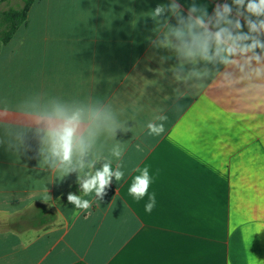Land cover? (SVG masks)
Masks as SVG:
<instances>
[{
	"label": "crops",
	"instance_id": "1",
	"mask_svg": "<svg viewBox=\"0 0 264 264\" xmlns=\"http://www.w3.org/2000/svg\"><path fill=\"white\" fill-rule=\"evenodd\" d=\"M169 2L31 6L6 45L22 63L8 65L1 97L17 106H0L8 114L0 119V264H264V229L254 233L264 228V93L218 79L175 81V55L153 47L149 16ZM178 2L185 13L195 2L211 14L224 0ZM53 99L111 105L129 129L118 131L124 152L112 158L124 178H113L103 201L76 193L92 201L87 211L67 201L76 173L61 180L39 166L33 121ZM161 110L165 131L149 136L146 125ZM101 142L109 157L115 140ZM145 167L151 182L137 200L128 189Z\"/></svg>",
	"mask_w": 264,
	"mask_h": 264
},
{
	"label": "clouds",
	"instance_id": "2",
	"mask_svg": "<svg viewBox=\"0 0 264 264\" xmlns=\"http://www.w3.org/2000/svg\"><path fill=\"white\" fill-rule=\"evenodd\" d=\"M149 16L156 24L153 47L175 55L177 62L170 69L175 81L195 87L218 79L226 88L243 85L248 92L264 93V0H231V4L224 0L215 4L211 14L206 6L195 2L185 13L178 0H170L167 5H157ZM165 59L161 57V61ZM7 117V113L0 114V119ZM167 120L161 110L147 123L148 135H162ZM33 122L39 138V166L57 172L61 180L76 173L84 196L94 193L98 201H103L113 178L117 182L124 178L123 165L117 162L114 169L112 158L120 161L124 152L122 143L116 140L118 131L129 129L111 105L85 106L53 99ZM102 136L115 140L109 157L103 155ZM136 171L140 174L134 176L128 191L139 200L148 194L151 178L146 167ZM67 201L78 210L92 207V201L72 192L67 194ZM154 206L153 194L145 210L151 212Z\"/></svg>",
	"mask_w": 264,
	"mask_h": 264
},
{
	"label": "trees",
	"instance_id": "3",
	"mask_svg": "<svg viewBox=\"0 0 264 264\" xmlns=\"http://www.w3.org/2000/svg\"><path fill=\"white\" fill-rule=\"evenodd\" d=\"M34 2L35 0L0 1V46L8 44L17 31L27 23L28 13ZM96 167L99 168L100 164L98 163ZM71 192L79 193V185L73 187Z\"/></svg>",
	"mask_w": 264,
	"mask_h": 264
},
{
	"label": "rangeland",
	"instance_id": "4",
	"mask_svg": "<svg viewBox=\"0 0 264 264\" xmlns=\"http://www.w3.org/2000/svg\"><path fill=\"white\" fill-rule=\"evenodd\" d=\"M6 45L1 44L0 46V106L14 108L17 106L15 103L3 102L1 100V97L2 95L6 93L7 81L9 78L8 77V65L15 64L18 62L22 63V60L19 57L14 56L13 54L9 52L14 44H10V46L8 47ZM2 65L6 66V70L1 69Z\"/></svg>",
	"mask_w": 264,
	"mask_h": 264
}]
</instances>
